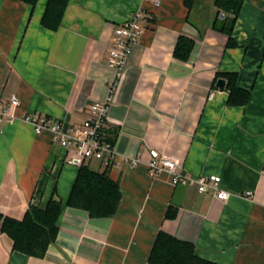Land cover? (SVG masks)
<instances>
[{"label":"crops","instance_id":"crops-1","mask_svg":"<svg viewBox=\"0 0 264 264\" xmlns=\"http://www.w3.org/2000/svg\"><path fill=\"white\" fill-rule=\"evenodd\" d=\"M215 1L69 0L52 30L41 21L48 0L34 8L0 0V103L16 94L19 115L39 112L66 125L80 124L95 101L107 98L116 27L137 10L149 20L105 129L107 137L116 134L119 165L86 161L120 184L113 217L67 205L81 166L69 162L72 153L51 132L0 124V213L21 220L55 192L63 206L58 236L43 258L14 250L0 223V264H151L160 232L191 242L199 258L215 264H264V0H245L235 47L215 28ZM181 36L195 44L187 61L174 56ZM227 74L251 92L247 105H230L227 85L218 87ZM154 148L180 159L194 178L220 175L228 201L194 184L174 186L170 174L152 178Z\"/></svg>","mask_w":264,"mask_h":264},{"label":"trees","instance_id":"trees-1","mask_svg":"<svg viewBox=\"0 0 264 264\" xmlns=\"http://www.w3.org/2000/svg\"><path fill=\"white\" fill-rule=\"evenodd\" d=\"M34 8L38 0H23ZM245 0H216L219 21L216 29L228 36V46L235 47L233 39L235 23ZM69 0H48L42 17V24L47 29L56 30L62 23ZM222 14L224 16L222 17ZM194 41L181 36L174 51L176 59L187 61L193 52ZM229 104L245 106L251 101V92L236 85V75L227 74ZM116 134L108 136L115 141ZM77 179L71 189L68 206L87 210L91 217H113L122 197L120 184L110 178L107 171H94L85 163L80 167ZM55 192V191H54ZM62 200L55 192L45 207L30 205L23 219H12L0 213L2 232L13 241V249L26 255L43 258L50 244L54 243L58 233V218L62 212ZM151 264H215L195 254V245L185 242L174 235L160 232L149 256ZM218 264V263H216Z\"/></svg>","mask_w":264,"mask_h":264},{"label":"built area","instance_id":"built-area-1","mask_svg":"<svg viewBox=\"0 0 264 264\" xmlns=\"http://www.w3.org/2000/svg\"><path fill=\"white\" fill-rule=\"evenodd\" d=\"M148 21L146 13L143 10H137L130 19L116 27L107 61L113 71V77L108 84V96L104 100L95 101L80 124L66 125L54 117L39 112H24L19 115L21 101L16 94L6 102L0 103V124H14L19 121L30 124L36 134L44 131L51 132L55 142L72 153L69 162L75 165L83 166L88 160H98L109 169L118 166L117 148L108 140L105 129L118 83L128 66L135 44L145 33ZM149 153L148 173L152 178L170 174L174 186L194 184L198 186L200 193L212 194L216 199L224 202H227L231 196V192L223 188L220 175H201L194 178L181 166L180 159L168 156L155 148ZM127 161L132 167H137L141 160L137 156H128ZM246 196L253 195L247 192Z\"/></svg>","mask_w":264,"mask_h":264},{"label":"water","instance_id":"water-1","mask_svg":"<svg viewBox=\"0 0 264 264\" xmlns=\"http://www.w3.org/2000/svg\"><path fill=\"white\" fill-rule=\"evenodd\" d=\"M217 85L219 88L223 89L224 87H226V80L225 79H219L217 82Z\"/></svg>","mask_w":264,"mask_h":264}]
</instances>
